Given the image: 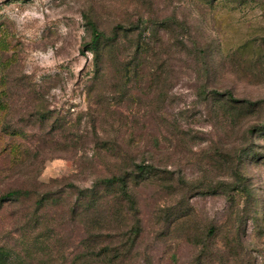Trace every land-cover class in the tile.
Segmentation results:
<instances>
[{
  "label": "rangeland",
  "instance_id": "rangeland-1",
  "mask_svg": "<svg viewBox=\"0 0 264 264\" xmlns=\"http://www.w3.org/2000/svg\"><path fill=\"white\" fill-rule=\"evenodd\" d=\"M90 22L154 33L138 75L135 30L98 76ZM247 101L264 103V0H0V264H99L87 252L112 243L117 264H208V224L251 208L220 183L244 175L264 202ZM133 163L151 165L134 206H87L82 188Z\"/></svg>",
  "mask_w": 264,
  "mask_h": 264
},
{
  "label": "trees",
  "instance_id": "trees-1",
  "mask_svg": "<svg viewBox=\"0 0 264 264\" xmlns=\"http://www.w3.org/2000/svg\"><path fill=\"white\" fill-rule=\"evenodd\" d=\"M174 22L175 19L163 20L160 26L164 25L165 27H169ZM157 24L159 22L152 21L154 27ZM90 29L91 39L89 48L94 54V61L97 68L96 73L98 76L101 72L107 49L118 43L122 33L125 36H129L130 32L138 30L135 50L131 57L132 61L123 63L125 68L129 69L131 66V68L136 69L137 73V68L141 70L146 62L145 53L149 52L150 48L152 51H155V47L149 42L153 38L154 33L151 31L147 33V29H142L138 23L129 25L118 24L114 26L110 34H106L100 30L94 22H90ZM204 92H200L199 96L202 97L204 95L208 98L206 90ZM224 97L229 102L236 103L240 101L230 91H227ZM259 102L247 101V105L264 107V103ZM263 129L264 122L259 130L262 132ZM252 152L254 151L248 150L244 155ZM150 173V164L133 163L132 170L121 167L118 172L98 177L92 188L84 187L81 191L84 195L92 191V200H89L92 203H87V206L92 204L97 205L98 203L102 205L105 202L109 203L110 200L118 201L123 207H125L124 203H130L134 206L135 194L131 187L132 181L138 179L145 180L151 176ZM244 181V175H242L232 181H223L220 183L221 187H226L228 192L243 195L251 208H243L232 218H227L220 222L212 221L208 224V244L207 241H204L202 245V250L208 247V264H264V202L262 203L259 194L254 191V188H250ZM20 193H22L21 190H12L5 194L4 198L19 195ZM235 196H232V199ZM261 205L263 206L262 209H260ZM123 210L125 211V216L129 214L132 216V212L137 216L136 210L129 211L128 208H124ZM101 221H97L98 225ZM249 221L252 222L251 228H249ZM140 226V219L137 218L136 221L130 223L129 228L131 229V236L133 237L128 239L131 240L130 242H134L138 238L137 233L140 230ZM249 229L250 232L248 231ZM122 247L123 245H113V243L105 244L101 245L97 250L91 249L87 252V255L91 258H97L99 264H117L119 256H122L127 251V249H123Z\"/></svg>",
  "mask_w": 264,
  "mask_h": 264
}]
</instances>
